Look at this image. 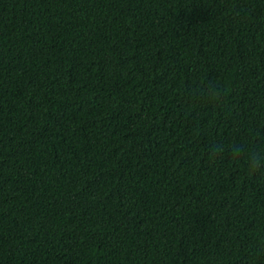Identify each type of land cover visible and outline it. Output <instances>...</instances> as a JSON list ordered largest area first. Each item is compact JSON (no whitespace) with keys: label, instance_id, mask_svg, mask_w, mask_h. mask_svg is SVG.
Wrapping results in <instances>:
<instances>
[{"label":"trees","instance_id":"obj_1","mask_svg":"<svg viewBox=\"0 0 264 264\" xmlns=\"http://www.w3.org/2000/svg\"><path fill=\"white\" fill-rule=\"evenodd\" d=\"M201 132L264 133V0H0V264H248L264 184Z\"/></svg>","mask_w":264,"mask_h":264},{"label":"clouds","instance_id":"obj_2","mask_svg":"<svg viewBox=\"0 0 264 264\" xmlns=\"http://www.w3.org/2000/svg\"><path fill=\"white\" fill-rule=\"evenodd\" d=\"M176 88V95L183 97V108L185 111L191 110L194 115L200 109L216 106L227 110L228 105L224 101L228 93L211 74L198 72L189 75ZM201 135L203 141L197 154L202 169H207L211 174L224 175L228 179L236 180L242 176L252 183L264 184V133L253 134L251 139L209 136L206 132H201ZM260 221L264 222V216ZM255 227L256 231L250 235L248 264L264 257V227Z\"/></svg>","mask_w":264,"mask_h":264}]
</instances>
